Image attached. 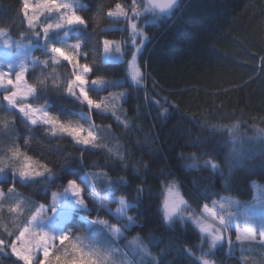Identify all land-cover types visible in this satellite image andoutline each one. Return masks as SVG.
I'll return each mask as SVG.
<instances>
[{
	"label": "trees",
	"instance_id": "trees-1",
	"mask_svg": "<svg viewBox=\"0 0 264 264\" xmlns=\"http://www.w3.org/2000/svg\"><path fill=\"white\" fill-rule=\"evenodd\" d=\"M20 2L0 0V27L10 28L12 39L29 42L21 39L20 35H29L26 24L18 15ZM81 2L85 7L79 10V14L86 19L87 27L71 30L68 42L83 44L82 51L89 53L87 61L83 62L93 65V75L99 74L109 81L118 82L115 87H105L90 92V95L99 100L109 97L110 93L130 94L121 102V107L116 102L115 116L93 113L92 120L98 129V143L102 150L85 149L82 165L76 163V158L81 156V146L67 137H53L41 126L29 130L20 114L6 110L2 95L0 121L12 122L18 133L12 139L29 155L48 162L59 177L73 172L78 175L106 173V176L96 180L101 197L106 195L102 189L108 180L123 178L128 182L126 186H120L115 197L124 195L129 203L136 205L127 215L133 217L138 226L124 229L125 236L120 238V245L126 252L129 251L137 264H142V261L148 264L151 257L161 264H193L192 258L182 249L189 248L196 257H201V249L195 247L201 245L198 229L191 223L177 221L169 226L160 222L157 209L164 199L166 186L175 182L179 193L189 201L188 215L191 210L200 213L201 208L197 205L207 203L211 207V201L221 197L249 206L255 201L256 190L264 189V145H261L262 137L257 131L264 129V64L261 63L264 56V0H181L173 14L157 19L155 24L151 22L153 16L144 15L139 20V28L148 41L138 58L139 69L145 76L143 87H137L130 80L127 63L131 60L130 55H126L120 63L104 60L102 39L130 42L129 30H125L127 22L106 15L108 6L114 5L116 0ZM121 2L128 4L130 0ZM138 3H143V0H138ZM101 6L102 11H98ZM30 43L35 45L34 56L44 59L42 41L33 40ZM126 51L130 53L131 47ZM52 73L51 65L47 69L37 66L30 71L29 82H33L32 77ZM70 74L71 69L63 62L55 66L54 75L61 87L53 88L49 81V86L31 102L46 104L61 119L87 125V117L81 115L88 112L87 107L63 92V83ZM146 96L158 100L163 107L149 103ZM106 103L110 105L111 100ZM116 116L120 118L119 122ZM231 125L238 126L236 138L242 153L239 167H230L231 162L225 161L224 155L208 147V142L225 139L215 134L213 126ZM25 139H29L27 146ZM6 146L7 139L0 137V148ZM231 147H222L221 151L227 153ZM65 156L71 157L72 163L65 161ZM115 156L124 157L123 164L117 163ZM191 156L201 158L195 161L187 159ZM209 159L219 164V173H212L203 167H187L193 163L203 165ZM144 165L148 166L147 169ZM141 180L146 183L141 184ZM62 183H65L64 179H55L43 185L18 186L17 193L35 204L31 211L34 213L39 205L47 202L49 192L57 191V185ZM137 186L145 190L140 201L133 199ZM200 193L213 195L205 200ZM89 204L91 215L83 213V217L95 219L99 212L101 219L119 225L91 201ZM113 205L116 206V203ZM27 218L30 219L31 214ZM69 227L73 235L84 234L86 224L77 216ZM15 228L11 222L9 230L15 231ZM136 236L150 250V257L135 254V246L130 242ZM4 238L10 240L15 237L5 235ZM65 243L70 246L69 242ZM57 245L53 251L62 248ZM207 250L208 245L204 244L202 251ZM214 252V255L201 258H207L214 264H249L246 259L250 255L258 259L260 253L259 250L246 249L245 244L240 245L239 250L232 248L230 253L228 245L224 244ZM0 264H16L10 250L0 253Z\"/></svg>",
	"mask_w": 264,
	"mask_h": 264
},
{
	"label": "snow or ice",
	"instance_id": "snow-or-ice-1",
	"mask_svg": "<svg viewBox=\"0 0 264 264\" xmlns=\"http://www.w3.org/2000/svg\"><path fill=\"white\" fill-rule=\"evenodd\" d=\"M179 6L178 0H130V3H122L116 0L114 5L107 8L106 15L108 18L117 21L123 19L127 22L131 31V44L122 41H114L108 38L102 39L103 53L107 56L113 50L122 56L130 55L131 60L127 61L130 70L131 81L137 87L141 86L143 76L136 67L138 56L142 53L147 37L138 31L139 25L136 23L144 15H151L156 23L157 19L164 16H170L175 8ZM103 6L98 11H102ZM131 13V15H130ZM23 23L26 24V31L29 35L21 33V39H27L29 42L36 40L42 41L44 59L35 57L31 61V66L37 65L47 69L53 66L52 74H42L41 77H32L33 82H29L30 64L21 59L18 63L11 61L0 63V93L3 101L7 103L6 110H15L26 122V127L31 130L37 126L44 127L45 131L53 137H67L75 145L81 146V156L76 158V163H83V151L88 148L102 150L98 143V129L92 120V115L96 113H111L115 116L117 100L123 102L124 98L130 94L119 92L109 94L104 99H94L90 92L103 90L105 87L117 86L116 81H109L102 75H93V65L88 62L82 63L81 60L87 61L89 53L82 51L81 42L69 43L67 36L71 30L80 27H87L86 19L79 14V10L74 3L68 0H21L18 9ZM123 31V30H122ZM60 33L64 35L61 36ZM140 37L139 41L135 39ZM0 43L7 49L13 46L19 48L21 43L11 38L10 28L0 27ZM131 47L132 51L128 53L126 49ZM125 49V51H122ZM95 59V58H94ZM66 64L71 69L69 78L63 83V92L75 99L79 104L87 107V113H81L87 117V126L79 121L70 119H61L60 116L54 115L46 104L36 105L31 100L38 97L40 91L49 86L59 89L61 84L55 78V66L61 63ZM261 63L264 64V56L261 57ZM111 100V104L106 103ZM149 103L163 107L158 100L145 97ZM161 99H164L161 97ZM165 103L168 101L165 100ZM171 106V105H169ZM136 111V109H133ZM165 113L167 109L164 110ZM119 122L120 118L115 117ZM127 127V124H124ZM237 125L224 126L217 128L213 126L216 135L223 136L225 139L220 142H208V147L218 154L224 155L225 161H230V167H239L241 165L242 153L240 142L236 138ZM258 135L264 137V129H258ZM14 124L7 120L0 121V137L7 139V146L0 148V253L10 250L15 257L16 264H118L119 257L126 255L120 253L119 249L108 247L107 244L113 243L123 237L124 233L119 227L109 223V220L101 219L99 212L95 219L88 220L83 217V213L91 215L89 201L97 206L99 210L105 211L117 222L126 221L124 229L129 230L138 226L133 217L128 216L127 212L136 208L135 204L129 203L126 196L115 197V192L121 185H127L123 178L117 180H108L103 186L105 196L101 197L97 191L96 180L100 176H106V173H69L67 176L59 177L53 172V168L43 159H36L29 155L27 151L22 150L20 145L12 137H17ZM29 139L24 140L27 146ZM264 145V139L260 140ZM231 149L223 153L221 148ZM111 155V149L108 150ZM201 157L191 156L187 159L193 161ZM65 161L72 163L71 157H64ZM116 162L123 164L124 157L115 156ZM183 159V157H182ZM61 167L60 165H55ZM147 169V165H144ZM189 169L203 167L205 170L210 169L212 173H219L220 166L213 159L206 160L203 165L190 164ZM222 175V173H221ZM138 177V174H137ZM55 179H64L65 183L57 185V191H50L46 197V203L37 207L31 218L24 216V209L27 203L26 198H22L17 193L18 186H27L29 184H47ZM141 184L146 181L141 180ZM133 199L140 201L144 196V189L137 186ZM166 195L161 206L157 209L160 214V222L171 225L177 221L191 223L198 229V235L201 245L195 246L201 249V257L214 255V250L227 244L229 249L251 243L259 239L260 246L264 247V219L259 226H248L245 222L243 230L235 226L231 215H225L227 206L235 203L225 197L220 200H212L211 207L206 203L201 208L199 214L191 210L185 217L183 213L190 210L189 201L176 190L175 182L166 186ZM203 199L207 200L212 193H200ZM16 197V199H12ZM108 200L109 203L118 205L115 212H112L103 203ZM7 205V214L12 219L13 224L23 220V227H16L15 231H10L7 222H4L3 213ZM80 216L86 224L83 231L87 235H73L71 228L73 220ZM74 226V225H73ZM90 230V231H89ZM107 230V237L104 242L96 240L94 237ZM79 231V230H78ZM235 235V242L232 235ZM15 237L14 239H5L4 236ZM89 241L88 244L85 241ZM64 246L56 248V244ZM69 242L70 248L65 245ZM204 244L208 245V252H203ZM130 245L135 246V254L142 255L144 258L151 256L150 250L144 246L139 236L133 238ZM182 251L190 258L193 264H211L207 258L196 257L195 253L189 248ZM60 252L61 254H57ZM120 264H133L132 260L121 261ZM143 264V261H142ZM148 264H161L155 257L148 260Z\"/></svg>",
	"mask_w": 264,
	"mask_h": 264
},
{
	"label": "rangeland",
	"instance_id": "rangeland-1",
	"mask_svg": "<svg viewBox=\"0 0 264 264\" xmlns=\"http://www.w3.org/2000/svg\"><path fill=\"white\" fill-rule=\"evenodd\" d=\"M68 2L74 3L76 5V7L78 8V10H81L82 8L85 7V5L81 2V0H68ZM139 20L136 21V23H138V25H139ZM138 31L142 32L143 35L145 37H147L146 34H144V32L140 28L138 29ZM129 35L131 36L130 30H129ZM135 39H137V41H139L140 37H136ZM13 40L18 41L15 39H13ZM147 41H148V37H147V40L145 42V45H146ZM18 42L21 43V47L17 48L15 46H13V48H11V49L5 48L3 46V44L0 43V63H5L8 61H11L12 63L15 64V63H18L21 59H23V60L29 62L31 70H33L34 68L39 66V65H37L35 67L31 66V61L33 58H35V56H34L35 45L33 43H30V42H24V41H18ZM127 43L130 45L131 40H130V42H127ZM143 50H144V48H143ZM122 51H125V49H122ZM103 56H104V60L106 62H109V63H120V62H123L125 60V56H122L121 54L116 53L114 50L111 53H109L107 56L103 53ZM138 58H139V56H138ZM138 58L136 61V67L137 68H139ZM81 62L84 63L83 59L81 60ZM142 76H143V80L141 81V87H143L145 85V76L143 74H142ZM129 77L131 80L130 70H129ZM132 83L134 84V82H132ZM1 95H3V94L0 93V96ZM29 102H31V101H29ZM117 102H118V107H121V101L118 100ZM4 105L7 108V103L5 101H4ZM10 111H15V110H10ZM85 126H87V125H85ZM261 139H264V137H262ZM258 186L259 185H256V187H258ZM176 190L178 191L177 185H176ZM166 194L167 193L165 190V195ZM229 200L235 201V203L231 204L230 207L225 211L224 214L225 215H231L233 218L234 225L240 227L242 230L245 227V222H248V226H250V227L254 226V224H255V226H259L261 220L264 219V189H263V187L260 188L259 190H256L255 201L252 204H250L249 206L242 205V203L238 200H234V199H229ZM103 203L112 212H115L117 207H118L117 204L115 206V205H113V203H109L108 201H105V200H103ZM89 208L92 209L90 204H89ZM183 215L185 217H187L188 216L187 211H185L183 213ZM253 222H254V224H253ZM109 223H111V221H109ZM125 223H126V221H121V222H118L119 225H115V226L119 227L121 229V231L124 233V224ZM75 235H87V232H85L84 234L76 233V234H74V236ZM123 236H125V233ZM105 237H107V230H104L103 233L96 235L94 238L96 240H100L101 242H104ZM232 240L235 242V235L234 234L232 235ZM85 243L88 244L89 241L86 240ZM57 246H59V243ZM107 246L117 248V249H119L120 253L126 254V255H121L119 257L118 264H120L121 261H127V260H132L133 264H137L135 262V260L132 258L129 251L126 252V250H124L123 245L122 246L120 245V238L118 240H114L113 243L107 244ZM245 248L248 250H252V251L253 250H259L260 251V253L257 257L258 259H255L254 256L250 255L248 257V259H246L247 263H249V264H264V247L260 246L259 239H257L254 242H251V243L245 242ZM208 250H207V252H208ZM230 251H231V249H229V253H230ZM211 264H214V263L211 262Z\"/></svg>",
	"mask_w": 264,
	"mask_h": 264
},
{
	"label": "crops",
	"instance_id": "crops-1",
	"mask_svg": "<svg viewBox=\"0 0 264 264\" xmlns=\"http://www.w3.org/2000/svg\"><path fill=\"white\" fill-rule=\"evenodd\" d=\"M12 199H16V197H12ZM35 204L30 202V201H27L26 205H25V209H24V216H29L31 214V211L34 209V206ZM3 217H4V222H7L8 223V226L10 227V224L12 222V219L8 216L7 214V205H5V211L4 213L2 214ZM13 224V222H12ZM23 224V220H19V222L17 224H15V227H19ZM66 244V243H65ZM63 247V246H61ZM70 248V246H68ZM54 250V249H53Z\"/></svg>",
	"mask_w": 264,
	"mask_h": 264
},
{
	"label": "water",
	"instance_id": "water-1",
	"mask_svg": "<svg viewBox=\"0 0 264 264\" xmlns=\"http://www.w3.org/2000/svg\"><path fill=\"white\" fill-rule=\"evenodd\" d=\"M180 1H181V0H178V4L180 3ZM176 9H177V8H175L171 14H173L174 11H175ZM164 17H167V16H164Z\"/></svg>",
	"mask_w": 264,
	"mask_h": 264
}]
</instances>
